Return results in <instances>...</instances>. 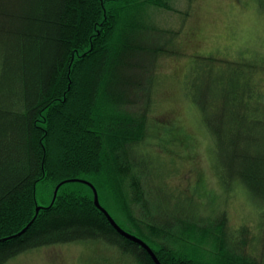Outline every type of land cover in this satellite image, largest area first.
Listing matches in <instances>:
<instances>
[{"label": "trees", "instance_id": "16d2710c", "mask_svg": "<svg viewBox=\"0 0 264 264\" xmlns=\"http://www.w3.org/2000/svg\"><path fill=\"white\" fill-rule=\"evenodd\" d=\"M171 1L0 0V264L61 244L99 246L83 264H155L87 184L67 182L54 200L73 179L90 182L161 264H264V224L232 229L222 207L203 217L194 193L190 220L172 217L183 208L169 202L165 166L149 147L155 139L175 161L193 146L176 119L151 121L158 59L175 53L179 31L153 24L150 8ZM238 52L197 57L183 90L212 140L223 191L243 187L264 217V58Z\"/></svg>", "mask_w": 264, "mask_h": 264}, {"label": "rangeland", "instance_id": "374dc122", "mask_svg": "<svg viewBox=\"0 0 264 264\" xmlns=\"http://www.w3.org/2000/svg\"><path fill=\"white\" fill-rule=\"evenodd\" d=\"M171 7L174 8H150L153 24L179 31L175 53L161 55L158 59V89L155 90L151 121L162 120L163 123H169L176 119L179 127L191 137L193 144L191 149L185 146L178 149L184 158L175 156V161L170 154L167 156L160 152L154 143L155 139H152L153 144L149 146L152 153L157 155L160 164L165 166L164 183L167 186L169 202L179 204L183 208L180 209L181 212H174L171 216L175 219L187 217L190 220L193 210L191 199L194 193L193 197L198 199L197 204L205 208L200 211L203 217L207 218L211 208L217 210V214L222 213V207L228 217L229 227L234 229L246 223L256 231L261 223L264 224L262 212L249 199L243 187L232 192L223 191L215 176L221 165L217 161L212 140L201 124H198L197 112L190 110V101L185 97L183 89L184 83L191 78L190 75L186 79L190 66H197L199 56L213 55L217 60H231L236 58L239 50L244 56L255 54L264 58V0H172ZM147 14L150 15L148 11ZM216 65L223 64L218 61ZM196 75H193V78ZM203 81L204 78L201 77L191 83L192 94L195 84H202ZM195 183L198 189L192 190ZM214 193H221L222 198L219 197L217 203L211 204L208 200H211ZM160 198L158 197L159 204L163 206L166 201H161ZM165 205L167 206V203ZM106 207L113 212L108 205ZM164 209L162 207L161 211L165 212ZM259 245L262 247L261 243ZM97 249L100 247L92 248L90 244H61L37 248L15 258L9 264H62V260L67 264H83L87 255L97 252ZM103 260L106 262L108 259Z\"/></svg>", "mask_w": 264, "mask_h": 264}, {"label": "water", "instance_id": "95a60500", "mask_svg": "<svg viewBox=\"0 0 264 264\" xmlns=\"http://www.w3.org/2000/svg\"><path fill=\"white\" fill-rule=\"evenodd\" d=\"M67 182H81L84 184H87L88 186H90V188L92 189L93 193H94V203L95 206L106 216V218L109 220V222L111 223V225L115 228V230L121 234L123 237L127 238L128 240L135 242L136 244L140 245L141 247H143L151 256V258L154 260L155 264H161V262L159 261V259L157 258L156 254L153 252V250L150 248V246L143 241L142 239L138 238L137 236L130 234L129 232L123 230L117 223L116 221L112 218V216L109 214V212L100 204V200H99V195L98 192L96 190V188L87 181L84 180H77V179H73V180H69V181H64L61 182L55 189L54 192V200L57 196L58 190L59 188L66 184ZM40 211V208H37V213ZM28 228V227H27ZM27 228L25 230H23L20 234H22L23 232H25L27 230Z\"/></svg>", "mask_w": 264, "mask_h": 264}]
</instances>
